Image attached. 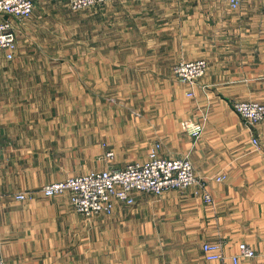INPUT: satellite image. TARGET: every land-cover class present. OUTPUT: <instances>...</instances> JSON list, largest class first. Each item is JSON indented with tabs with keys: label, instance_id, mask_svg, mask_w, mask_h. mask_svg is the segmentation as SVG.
Returning a JSON list of instances; mask_svg holds the SVG:
<instances>
[{
	"label": "crops",
	"instance_id": "obj_1",
	"mask_svg": "<svg viewBox=\"0 0 264 264\" xmlns=\"http://www.w3.org/2000/svg\"><path fill=\"white\" fill-rule=\"evenodd\" d=\"M95 7L96 14L85 20L87 44L69 48L76 57L43 68L52 69V77H44L39 64L13 63L6 66V85L24 84L27 74L34 83L53 78L59 85L69 78L77 87L92 79L93 71H106L118 83L133 86L143 76H152L158 85L179 61L205 59L208 69L197 85L173 83L170 105L156 103L148 110L132 106L138 115L131 120L121 112L125 124L116 116L119 112L95 117L87 106L94 100L84 95L74 97L81 109L68 116L85 136L80 139L85 143L84 161L73 160L83 165L76 175L146 161L159 144L162 156L189 157L205 188L193 185L160 195L135 191L134 203L115 201L112 214L86 218L69 192H36L16 199L27 187L12 184L11 163L1 157L0 256L5 264H222L207 260L203 251L204 243L219 241L227 257L239 252L241 242L248 243L257 254L243 258L242 264H264V120L249 127L231 107L235 99L264 103V0H245L239 9L231 8L228 0H111ZM58 49L62 46L55 48L62 53ZM49 50L30 49L26 54ZM102 75L97 74L99 81ZM190 89L194 96L186 98ZM188 119L204 122L197 139L182 126ZM16 121L15 115L5 116L2 150V144L35 148L26 131L22 135L8 128ZM104 149L112 150L113 158L96 160L107 152ZM224 173L226 179L218 181ZM205 190L214 203L205 201Z\"/></svg>",
	"mask_w": 264,
	"mask_h": 264
},
{
	"label": "rangeland",
	"instance_id": "obj_2",
	"mask_svg": "<svg viewBox=\"0 0 264 264\" xmlns=\"http://www.w3.org/2000/svg\"><path fill=\"white\" fill-rule=\"evenodd\" d=\"M95 6L76 10L71 7L68 0L62 2L36 0L34 11L28 19L24 21L14 20L17 32V48L14 58L8 60L0 52V129L3 131L2 136L3 138L6 137L4 136L5 116L15 115L19 117V121L14 124L10 123L8 128L22 135L26 131L27 137L30 138V145H34L36 142L35 148L26 149L7 148L5 144H2L4 147L2 158L11 163L14 171L13 179L15 181H11L12 184L17 181L20 186L27 187L23 188L21 192L31 195L42 192L43 186L51 182H42V180L66 179L75 176L79 173L78 170L82 169V164L76 165L73 163L76 157V161H81V154L85 153L83 150L85 143L80 142V139H84L85 136L79 133L74 118L68 117L74 114L73 111L81 109L73 102L74 97L77 100L80 95L92 97L94 101L88 102L87 106L94 112L95 117L101 112H108L110 115L119 112V115L116 116L120 117L122 123L125 124V114L121 112L128 113L131 120H134L138 112L132 109V106L140 110H148L156 103H161L163 107L170 105L171 96L174 95L176 89L173 83L179 85L181 83L187 87L194 86L205 76L204 74L194 85H189L183 83L173 70L171 75H168L165 80L162 79L163 82L158 85L155 84L157 82L154 77L143 76L139 80L140 84L133 86L118 83V79H114L106 71L103 73L93 71L92 79L85 78L76 87L75 83L73 85L69 78L61 80L62 83L59 85H54L53 78L50 80L39 79L38 82L34 83L27 80V74H25L24 84L16 85L14 88L6 85L7 67L13 63L30 62L39 64L37 68L46 74L43 76L52 77L53 70L43 72V68L47 69V65L51 62H61L63 64L70 61L73 56L76 57V55L68 53L69 48L87 44L85 20L87 18L91 20L96 14L97 7ZM240 7L241 5L236 9ZM90 25H92V22ZM61 46L62 49L58 50H62V53H55V48H61ZM42 48L51 50L48 53L33 52L32 54H26L30 49L40 51ZM78 58H80V61H84L80 55H78ZM3 64L5 65L4 68ZM118 73L122 74V71H118ZM118 73L115 71V74ZM97 74H103L101 81H99ZM129 74L133 82V72L131 71ZM124 79L121 80L125 81ZM47 81H50V83ZM73 91L78 95L75 96ZM51 97L52 99L47 100ZM185 97L188 98L186 93ZM11 111L16 113L12 114ZM7 141H4V143ZM105 145L106 143H103L102 147H105ZM157 145L159 144H156L155 147ZM254 146L256 149L259 148V145L254 144ZM104 153H99L96 160L107 158ZM3 262L5 264L4 259Z\"/></svg>",
	"mask_w": 264,
	"mask_h": 264
},
{
	"label": "built area",
	"instance_id": "obj_3",
	"mask_svg": "<svg viewBox=\"0 0 264 264\" xmlns=\"http://www.w3.org/2000/svg\"><path fill=\"white\" fill-rule=\"evenodd\" d=\"M59 2L67 0H57ZM73 9L88 8L106 3L111 0H68ZM245 0H228L231 8H238ZM36 0H0V52L5 58L12 60L17 48V32L14 20L28 19L35 8ZM208 69L205 59L180 61L173 67L176 76L189 85H194ZM193 97L190 89L186 92ZM233 109L240 115L249 127L264 120V103L256 100H238L231 102ZM183 128L195 139L204 130V123L199 120L188 119L182 123ZM256 146L257 138L253 139ZM160 145L152 148L146 161H134L123 167L109 166L103 169H92L86 173L71 176L64 180L48 183L42 192L46 196H54L65 192L70 193V200L79 213L87 218L97 214H112L115 201L127 204L134 203L135 191H147L160 195L171 189H184L193 185H201L195 167L189 157H165L159 153ZM3 150L0 147V160ZM113 158L114 152L107 151L104 155ZM226 174L217 176L223 181ZM206 202L214 203L210 192L204 191ZM16 199L25 200L32 195L24 192L16 194ZM205 257L209 261H219L222 264H242L243 258H253L256 251L248 243L239 244V252L226 256L224 245L219 242H206L203 245ZM0 256V264H3Z\"/></svg>",
	"mask_w": 264,
	"mask_h": 264
}]
</instances>
